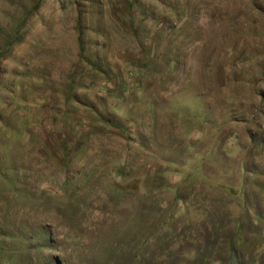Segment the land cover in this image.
<instances>
[{"label":"rangeland","instance_id":"1","mask_svg":"<svg viewBox=\"0 0 264 264\" xmlns=\"http://www.w3.org/2000/svg\"><path fill=\"white\" fill-rule=\"evenodd\" d=\"M236 257L264 264V0H0V264Z\"/></svg>","mask_w":264,"mask_h":264},{"label":"trees","instance_id":"2","mask_svg":"<svg viewBox=\"0 0 264 264\" xmlns=\"http://www.w3.org/2000/svg\"><path fill=\"white\" fill-rule=\"evenodd\" d=\"M254 216L257 217L258 220H261V221L263 220V216H262V214H261L260 212H255V213H254ZM256 235H257V236H263V232H259V233L257 232ZM237 236L239 237V233H236L235 237H237ZM132 257H133V258H137V256L135 255V253H133V256H132ZM133 260H134V259H133ZM235 260H236V261H235L234 264H241V260H239L237 257L235 258ZM148 263H149V261H147V262H143V261L141 262V261H140V263H138V264H148ZM208 263L211 264V261H209ZM258 263H260V262H258ZM258 263H257V264H258Z\"/></svg>","mask_w":264,"mask_h":264}]
</instances>
